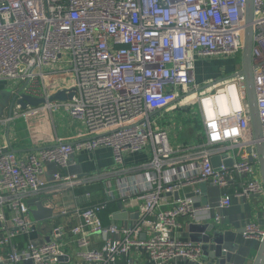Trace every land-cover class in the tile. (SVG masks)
I'll use <instances>...</instances> for the list:
<instances>
[{"label":"built area","instance_id":"built-area-1","mask_svg":"<svg viewBox=\"0 0 264 264\" xmlns=\"http://www.w3.org/2000/svg\"><path fill=\"white\" fill-rule=\"evenodd\" d=\"M246 5V0H0V80L8 81L18 97L25 93L46 98L43 108L67 113L86 133L76 141L57 140L25 155L0 139V245L10 247L7 255L0 254V262L60 264L67 254L65 226H54L50 239L36 245L31 233L37 221L28 199L41 197L48 188V163L60 168L54 180L66 186L84 184L88 178L68 171L73 157L110 146L117 165L129 154L151 149L148 164L156 171L143 181L142 193L132 197L143 200L140 221L134 226L104 225L99 215L107 202L129 195L128 184L108 183L105 198L88 205L58 209L50 205L52 218L73 209L80 216L71 231L81 264H138L131 255L133 248L145 252L148 264L178 259L214 264L202 260L201 242L180 236L179 219L214 212L220 222L222 210L234 197L264 201V182L242 61L228 76L208 80L202 87L196 64L200 58L219 55L242 59ZM254 27V76L264 130V0H255ZM60 75L67 78V85L55 86ZM64 88L74 89L72 98L49 100ZM189 93L195 94L207 139L190 144L199 150V160L182 179L176 169L164 168L183 147L173 145L158 112ZM21 112L16 101L12 115L0 117V134ZM230 158L232 165H227ZM236 178L239 186L224 192L215 206H198L196 196L164 199L166 192L182 185L210 182L228 187ZM89 197L86 194L85 200ZM144 229L147 235L142 237ZM92 233L103 236L101 248L91 246ZM20 234L27 236L23 247L15 241ZM243 235L261 242L264 226L249 221Z\"/></svg>","mask_w":264,"mask_h":264},{"label":"crops","instance_id":"crops-1","mask_svg":"<svg viewBox=\"0 0 264 264\" xmlns=\"http://www.w3.org/2000/svg\"><path fill=\"white\" fill-rule=\"evenodd\" d=\"M211 59H214V64L221 61V58L218 56L200 58L197 60L196 79L201 87L208 80L214 79L212 77L210 78L208 74L211 70L218 71L222 68H219V65H214L208 66L205 69H197L200 63L207 62ZM226 66L229 69L226 71L223 68L221 71L229 75L235 68L232 69L230 62H228ZM67 84V78L64 75H60L55 86L58 85V87H60ZM13 88L14 87L11 86L8 81L0 80V117L10 116V104L15 94L12 90ZM7 89L12 90V92L5 97L3 92ZM187 102H191L190 104L193 105L196 104L194 93H189L188 95L183 94L172 106L160 110L158 112V119H164L165 113L169 114L175 111L185 112V114H187L190 108V104L188 105ZM31 106V108H22L20 115L7 123L4 126L3 132L0 134L1 141L9 143L10 148L16 150L19 154L25 155L36 148L49 145L57 140L73 142L86 136L81 124L73 120L67 113L51 111L50 109L43 108L41 104L38 106ZM193 118L194 121L186 125L180 124V127H178L175 121L167 125L170 132L174 131L175 137L173 141L175 144L183 148L180 152L173 155V157L175 156L176 158L169 159L165 163L164 168L176 169V171L183 174L182 179L185 177L184 171L196 165L199 160V150L194 149V147L189 148L190 144L191 146H196L206 142L207 139L202 118L200 120L201 124L198 122L199 119H197V117ZM175 144L173 143V145ZM239 150L240 149H236L238 153ZM152 158V150L148 148L142 152L129 154L122 165H117L113 149L110 146L99 147L94 152H79L73 157L68 171L71 174L86 177L88 181L84 184L66 186L53 178V174L59 171L60 168L55 163H48L46 165L45 176L49 181V186L40 193V196L46 204H55L57 209L62 205H72L73 208H76L79 205L84 206L103 200L106 196V186L108 183L114 184V186L128 184L130 187L128 196L110 200L115 201L116 206L115 209L109 213L108 222L104 225L116 223L120 226H134L140 221V207L143 200H132V197L135 196L134 194H137V192L142 193L144 188L143 181L149 174L156 171V168L148 164ZM92 177H96V179H92ZM172 179L177 178L172 177ZM164 182L167 181L164 180ZM200 183L201 182L189 183L180 186L178 190L176 189L173 192H166L164 194V199L166 201L177 199L176 192L179 191L180 197H186L192 194V196L198 198V202L202 201L203 196H207L209 204L215 206L224 192H232L234 188L239 186L238 178L232 181L228 187H220L207 182L206 191L203 192ZM88 193L90 197L85 200V195ZM258 201L259 199L255 196L249 198L234 197L231 206L222 210L223 216L220 222L216 221L214 212H211V214L200 212L199 217L193 220H190L188 217H181L179 219L180 226L178 227V232L181 237L190 238L191 222L214 223L216 226L226 231H233L236 234L235 241L239 243V247L233 252L230 259L226 255L228 249L223 250L225 254L215 256V245L211 244L210 250L203 254L202 260L205 262H214V264H252L259 248L260 241L254 238H245L243 232L245 224L249 221H257L264 226V208H259ZM74 210L75 209L67 215L57 214L53 216V218L50 217L45 220L37 221L35 230L31 233V238L35 242L38 241L41 244L46 241L47 237H50L49 233L54 226L58 224L65 226L63 239L67 243V254L61 260L60 264L82 263V257L78 254L79 247L71 231L73 226L81 222L80 216L75 214ZM7 211L10 212L8 208ZM146 235L147 233L144 229L141 236L145 237ZM90 237L92 247L101 248L103 246L104 239L101 234L92 233ZM118 237L122 238L123 235H119ZM26 239L27 236L25 234H20L16 237L15 241L19 247H23L26 244ZM9 252V246L0 245V254L7 255ZM131 255L133 260L138 264H148L143 250L133 248L131 250ZM10 263L18 264L12 261ZM167 264L198 263L186 259H178L173 263L170 262Z\"/></svg>","mask_w":264,"mask_h":264},{"label":"water","instance_id":"water-1","mask_svg":"<svg viewBox=\"0 0 264 264\" xmlns=\"http://www.w3.org/2000/svg\"><path fill=\"white\" fill-rule=\"evenodd\" d=\"M246 15H245V31H244V49L242 53V73L245 75V84L247 90V100L250 106L251 111V124L256 138V150L259 155L260 161V170L262 179L264 182V130L261 121L260 109L258 105V95L256 90L255 76H254V57H253V47H254V11H255V0H246ZM12 90L7 89L3 92L4 96L10 95ZM19 92H15L12 102L10 104V115L13 113V109L16 101L21 105L22 108H26L29 105H39L43 102H46V98H39L31 96L29 94L22 93L20 97ZM74 95V89H69V92L66 88L58 90L54 95L50 96L49 100H65L72 98ZM14 150V149H13ZM16 151V150H15ZM219 156L216 155L213 157V164L217 166L219 164ZM227 165H232V159L226 160ZM201 190L206 191L207 182L200 183ZM189 196H192L189 195ZM176 197L179 196V191L176 192ZM207 196L202 197V201L197 202V205L208 204ZM28 204L31 209L33 218L36 221H41L52 217L54 213V207L47 205L45 201L39 197L35 196L28 199ZM2 222L0 220V234L2 235ZM190 239L196 242H201L203 251L206 253L210 250V245H215L214 255L220 256L225 254L224 249H228L226 252L227 257L230 259L233 252L238 249L239 243L236 240V234L233 231H226L214 223H190ZM50 237H47L46 240H49ZM34 243L36 245L40 244L38 241ZM65 256L61 257L63 259ZM0 264H11L10 262H0ZM252 264H264V237L260 242L257 253L253 259Z\"/></svg>","mask_w":264,"mask_h":264},{"label":"rangeland","instance_id":"rangeland-1","mask_svg":"<svg viewBox=\"0 0 264 264\" xmlns=\"http://www.w3.org/2000/svg\"><path fill=\"white\" fill-rule=\"evenodd\" d=\"M220 57L221 61L217 62V64H214L213 60L214 59H211L207 62H202L199 64V66L197 67V69H205L207 68L208 66H214V65H219V68L222 67V68H218L219 70L218 71H210L208 74L210 75V78H214L213 80H220L226 76H228V74H224L225 72L221 71L223 68L227 71L229 68L226 66V64L228 62H230L231 66H232V69H234L235 67H237L240 62H241V59L237 56H227V55H221V56H218ZM217 58V57H216ZM228 72H231V71H228ZM208 75V77H209ZM210 83V82H209ZM207 83L203 84L202 86H205ZM189 112L187 114H185V112H180V111H175V112H170L169 114H166L164 115V119L162 118L161 119V124L163 125H168V124H171L173 121H175L177 124H178V127H180V124H184L186 125L187 123H190L192 121H194V118L193 117H197L198 122L201 124V116L198 112V108H197V105H191L189 106ZM169 137H170V140L175 144V142L173 141L174 140V131H169ZM264 204V201L263 200H259L258 201V205H259V208H262V205Z\"/></svg>","mask_w":264,"mask_h":264},{"label":"trees","instance_id":"trees-1","mask_svg":"<svg viewBox=\"0 0 264 264\" xmlns=\"http://www.w3.org/2000/svg\"><path fill=\"white\" fill-rule=\"evenodd\" d=\"M115 201L107 202L100 210V217L103 222V224H107L108 222V215L110 212H112L115 209Z\"/></svg>","mask_w":264,"mask_h":264},{"label":"bare ground","instance_id":"bare-ground-1","mask_svg":"<svg viewBox=\"0 0 264 264\" xmlns=\"http://www.w3.org/2000/svg\"><path fill=\"white\" fill-rule=\"evenodd\" d=\"M212 99H213V97H212ZM210 100H211V99H207L208 105L211 104V103H210ZM219 100H220V96H219L217 99L214 100V103H215L216 101H219Z\"/></svg>","mask_w":264,"mask_h":264}]
</instances>
